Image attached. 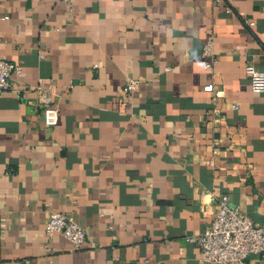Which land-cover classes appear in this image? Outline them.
<instances>
[{
    "label": "crops",
    "instance_id": "1",
    "mask_svg": "<svg viewBox=\"0 0 264 264\" xmlns=\"http://www.w3.org/2000/svg\"><path fill=\"white\" fill-rule=\"evenodd\" d=\"M0 59V264H201L223 196L264 226V0H0Z\"/></svg>",
    "mask_w": 264,
    "mask_h": 264
},
{
    "label": "built area",
    "instance_id": "2",
    "mask_svg": "<svg viewBox=\"0 0 264 264\" xmlns=\"http://www.w3.org/2000/svg\"><path fill=\"white\" fill-rule=\"evenodd\" d=\"M204 55L214 58L212 41L204 46ZM15 73L21 74L22 67L0 59V95L13 90L10 79ZM245 74L251 91L264 94V71L248 63L245 66ZM139 85V80L130 79L125 85V92L133 93ZM204 90L213 92L214 85L210 84ZM52 98V94H44L43 103L47 106L52 102ZM238 108L237 105L234 106V109ZM57 233L66 238L75 249L81 248L86 242L85 229L72 216L64 213H54L46 223L47 237ZM194 241L197 242L201 251V264H240L252 256L264 254V226L255 224L240 207L231 203L228 196H223L218 201L211 226Z\"/></svg>",
    "mask_w": 264,
    "mask_h": 264
}]
</instances>
